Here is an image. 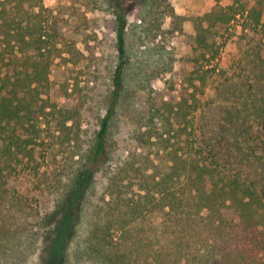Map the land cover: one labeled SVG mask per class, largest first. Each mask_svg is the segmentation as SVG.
I'll return each instance as SVG.
<instances>
[{"label": "trees", "instance_id": "trees-1", "mask_svg": "<svg viewBox=\"0 0 264 264\" xmlns=\"http://www.w3.org/2000/svg\"><path fill=\"white\" fill-rule=\"evenodd\" d=\"M44 1L0 0V264L21 260L39 240L49 243L48 250L59 230L62 254L75 239V257L103 264H264V178L217 163L215 146L197 134L199 122L191 113L197 106L188 99L170 104L172 113L155 108L144 117L137 140L154 151L123 162L107 206L90 214L95 217L87 213L88 190L108 163L109 130L122 97L125 7L123 0H107L119 9L111 94L85 148H75L64 181L51 160L58 154L55 144L62 148L79 126V113L52 94L54 80L65 78L64 67L79 55L65 29L80 32V24L58 16ZM137 1L142 7L153 2L154 11L162 5ZM230 1L222 6L214 0L213 10L197 16L194 49L206 64L219 55L213 38L236 15L264 38V0ZM158 122L166 126L159 132ZM36 194L49 195L52 208L40 210Z\"/></svg>", "mask_w": 264, "mask_h": 264}, {"label": "rangeland", "instance_id": "rangeland-1", "mask_svg": "<svg viewBox=\"0 0 264 264\" xmlns=\"http://www.w3.org/2000/svg\"><path fill=\"white\" fill-rule=\"evenodd\" d=\"M161 1L157 11L153 2L146 7L138 6L137 0L121 3L125 7L128 61L121 76V101L109 130L108 163L88 190L89 215L95 211L101 214L107 206L111 183L119 176L123 162L138 153L154 151L137 140V134L145 130L141 127L144 117L155 113V108L165 115L172 113L168 106L184 99L196 104L191 113L199 122L197 134L215 146L218 164L241 176L264 178V38L245 18L236 15L228 28L213 38L219 55L206 64L200 49H194L195 25L197 16L215 8L214 0ZM230 3L221 0L220 5ZM44 4L58 16L80 24V32L65 29L79 55L77 62L64 67L68 68L65 78L54 80L52 94L59 104L79 113V126L73 127L70 141L62 148L55 144L58 154L51 160L57 176L65 181L77 158L75 148H85L111 94L117 62L115 13L119 9L114 1L107 0H45ZM172 11L178 16H171ZM156 127L157 132L166 128L160 122ZM33 202L42 211L52 208L49 195H33ZM74 240L65 245L62 254L65 241L59 230L48 250L45 247L49 243L39 240L24 258L12 264H103L75 257Z\"/></svg>", "mask_w": 264, "mask_h": 264}]
</instances>
